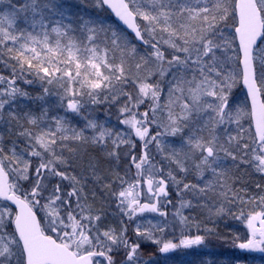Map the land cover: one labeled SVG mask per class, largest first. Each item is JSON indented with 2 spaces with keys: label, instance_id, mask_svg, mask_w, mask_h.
Segmentation results:
<instances>
[{
  "label": "snow or ice",
  "instance_id": "6c2138e0",
  "mask_svg": "<svg viewBox=\"0 0 264 264\" xmlns=\"http://www.w3.org/2000/svg\"><path fill=\"white\" fill-rule=\"evenodd\" d=\"M0 264H264V0H0Z\"/></svg>",
  "mask_w": 264,
  "mask_h": 264
}]
</instances>
